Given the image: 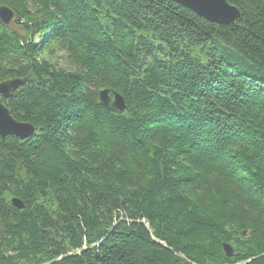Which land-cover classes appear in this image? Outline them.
<instances>
[{"label": "trees", "instance_id": "1", "mask_svg": "<svg viewBox=\"0 0 264 264\" xmlns=\"http://www.w3.org/2000/svg\"><path fill=\"white\" fill-rule=\"evenodd\" d=\"M227 2L219 26L169 0H0V83L23 81L3 103L35 129L0 137V264H264V0Z\"/></svg>", "mask_w": 264, "mask_h": 264}, {"label": "water", "instance_id": "2", "mask_svg": "<svg viewBox=\"0 0 264 264\" xmlns=\"http://www.w3.org/2000/svg\"><path fill=\"white\" fill-rule=\"evenodd\" d=\"M191 10L199 17L217 24L219 26H228L236 23L241 19L239 10L229 4L227 0H169ZM14 12L7 7H0V21L5 26H10L14 20ZM23 85L22 80L9 79L0 83V137L6 138L14 136L20 140L28 139L34 132V127L30 124L17 122L3 100L10 99L14 92ZM99 105L109 111L123 112L126 104L123 96L113 89H103L98 94ZM14 205L22 209L23 206L19 201H14ZM224 251L227 257L234 256L232 247L224 244Z\"/></svg>", "mask_w": 264, "mask_h": 264}, {"label": "rangeland", "instance_id": "3", "mask_svg": "<svg viewBox=\"0 0 264 264\" xmlns=\"http://www.w3.org/2000/svg\"><path fill=\"white\" fill-rule=\"evenodd\" d=\"M10 26H12V27H15V26H16V25H15V18H14V20L11 22Z\"/></svg>", "mask_w": 264, "mask_h": 264}, {"label": "bare ground", "instance_id": "4", "mask_svg": "<svg viewBox=\"0 0 264 264\" xmlns=\"http://www.w3.org/2000/svg\"><path fill=\"white\" fill-rule=\"evenodd\" d=\"M13 11V10H12Z\"/></svg>", "mask_w": 264, "mask_h": 264}]
</instances>
